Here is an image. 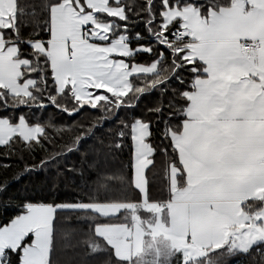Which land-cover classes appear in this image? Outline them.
<instances>
[{
	"label": "snow or ice",
	"instance_id": "6c2138e0",
	"mask_svg": "<svg viewBox=\"0 0 264 264\" xmlns=\"http://www.w3.org/2000/svg\"><path fill=\"white\" fill-rule=\"evenodd\" d=\"M0 206V264H264V0H0Z\"/></svg>",
	"mask_w": 264,
	"mask_h": 264
},
{
	"label": "trees",
	"instance_id": "16d2710c",
	"mask_svg": "<svg viewBox=\"0 0 264 264\" xmlns=\"http://www.w3.org/2000/svg\"><path fill=\"white\" fill-rule=\"evenodd\" d=\"M137 31H139V29H137ZM147 102H148L147 100L142 101V104L143 103H147ZM52 111H53L52 108H49L48 109V112H52ZM137 111H139V109H137ZM128 155H129V153H128L127 149H126L125 152H124V154H123V156H122V159L125 160V161H127ZM68 160L70 162L78 163L79 157H78V155H70L68 157ZM11 162L13 164L19 163V161L15 160V159L13 161H11ZM26 179H27V177H25L24 179H22L19 184L15 183V182L12 183L11 186H10V191L15 192L18 189L22 188V186H23V184H24V182H25ZM76 179L79 180V177L77 176ZM61 191L63 192V189H61ZM40 195H43V194H40ZM60 198L61 199H64L65 197L63 195H61ZM14 214H15V212H14V210H13L12 207L9 206V207L5 208L3 206H0V221H3L7 217H9L11 215H14ZM98 259H100V258L99 257H93L91 260L88 261V264H95L96 260H98ZM247 260H248L247 257L234 258L232 261H230V264H245V262Z\"/></svg>",
	"mask_w": 264,
	"mask_h": 264
}]
</instances>
